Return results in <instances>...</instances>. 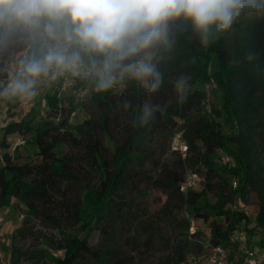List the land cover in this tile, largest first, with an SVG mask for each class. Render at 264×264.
I'll use <instances>...</instances> for the list:
<instances>
[{
  "label": "trees",
  "instance_id": "1",
  "mask_svg": "<svg viewBox=\"0 0 264 264\" xmlns=\"http://www.w3.org/2000/svg\"><path fill=\"white\" fill-rule=\"evenodd\" d=\"M241 19L232 33L218 34L208 46L201 44L190 21L174 22L171 36L176 44L170 53L162 52L168 58L159 64L163 84L156 92L149 93L133 80L119 91L94 90L89 98L92 111L82 124L62 129L63 124L45 123L36 130L33 144L38 161L16 164L10 154H0V206L11 207L14 202L25 208L28 218H44L52 228L64 223L81 224L86 231L98 232L100 240L95 244L85 238L70 239L62 248L63 257L52 258L51 264H134L133 256L119 246L123 220L132 222L134 243L142 239L151 245L162 220H140L121 193L144 173V160L152 161V147L158 145L155 137L162 127L171 138L174 132H180L187 152L182 157L174 151L177 157L173 162L157 160L153 166L159 176L142 178L166 197L158 212L160 218L157 214L154 219L187 209L207 225L205 238L199 237L200 232L194 234L190 256L202 252L204 243L234 249L237 245L230 244V237L235 230L245 234L240 240L245 248L264 252V170L249 157L252 136L264 110V17L244 14ZM20 50L14 45L6 58ZM249 53L255 54V60L247 59ZM207 87L210 113L202 106ZM56 97V92L48 96V104L55 107ZM124 101H130L132 108L121 121ZM146 103L164 110L156 113L150 125L139 126ZM223 117L231 125L236 123V135L229 137L222 132L218 120ZM21 126L8 128L19 131ZM119 130L124 134L121 139L116 136ZM64 145L83 150L81 164L97 176L94 186L84 185L77 191L76 200L68 196L67 188L80 182L81 172L72 155L60 153ZM219 149L234 158L235 168L220 163ZM187 170L204 177L199 190L183 195L180 183ZM233 178L239 181L236 191L230 189ZM246 192L253 193L257 200L253 216L242 212ZM207 194L216 197L214 206L199 203ZM233 204L237 205L236 212L230 209ZM17 233L26 237L24 228ZM181 262L185 264V258Z\"/></svg>",
  "mask_w": 264,
  "mask_h": 264
},
{
  "label": "clouds",
  "instance_id": "2",
  "mask_svg": "<svg viewBox=\"0 0 264 264\" xmlns=\"http://www.w3.org/2000/svg\"><path fill=\"white\" fill-rule=\"evenodd\" d=\"M244 14L264 17V0H0V73H9L0 99L27 103L42 85L68 74L92 81L97 92L129 80L156 92L163 84L159 64L168 58L162 52L176 44L174 22L190 21L208 46ZM14 45L21 50L9 66L6 54ZM163 110L146 103L139 126Z\"/></svg>",
  "mask_w": 264,
  "mask_h": 264
},
{
  "label": "rangeland",
  "instance_id": "3",
  "mask_svg": "<svg viewBox=\"0 0 264 264\" xmlns=\"http://www.w3.org/2000/svg\"><path fill=\"white\" fill-rule=\"evenodd\" d=\"M241 18L226 33H232L235 25L242 22ZM16 53L18 52H11L8 55L5 60L6 65L10 66L14 62L12 55ZM8 77L9 73H2L0 83H5ZM117 88L122 89L119 86ZM53 90L51 86L44 84L40 87L39 94L27 103L20 100L6 101L0 99V154H10L16 164L38 161L37 150L33 144L37 129L45 123H51L52 126L63 124L62 129L66 126L73 128L89 118L92 111L89 98L95 90L92 81L81 78L74 79L64 91L56 92L55 107L49 105L46 99L55 92ZM216 95L220 96L218 93ZM120 111L121 121L125 116L130 115V111L124 110L122 107H120ZM260 119L261 123L257 124L256 131L252 136L254 144L249 157L252 158L255 166L264 170V110L260 111ZM218 122L226 136L230 137L237 134L238 126L236 123L231 125L226 122L225 117L219 119ZM21 123L22 126L19 131L8 128ZM123 135L119 130L116 136L121 139ZM156 135L155 139H157L158 145L152 147V161L144 160V173L138 174L135 183L129 184L127 190L121 194L124 195L125 202L129 204L131 212L138 218L141 217L140 220L147 222L162 221H159L158 226H156L151 245H147L142 239L135 240L134 243L131 239L132 222L123 220L119 227L122 236L119 246L122 251L133 256L134 264H182V262L180 263L181 258H185V264H193L192 258L194 256H190L188 251L191 242L195 239L194 234L200 232L199 237L205 238L209 233V228L205 223L188 214L187 209L179 212L172 211L165 219L162 217L159 219L160 214L158 212L166 197L160 190L142 179L143 176L153 178L159 176V171L155 170L153 166L157 160L173 162L177 157L173 154L171 135L168 134L165 127L160 128ZM59 151L62 156L72 155L75 167L81 172L80 182L76 185H69L67 188L68 196L76 200L77 191L84 185L94 186L97 178L96 173L86 169L81 164L85 155L83 150H73L64 145L60 147ZM202 177H204L203 174ZM245 197V207L252 211L253 216L257 211L256 197L249 192H246ZM199 203L203 206H214L217 201L216 197L207 194ZM157 214H159V218L154 219ZM3 218L4 224L0 231V264H51L52 258L63 257L62 248L72 238H85L92 244L100 240L97 231H86L81 224L75 226L64 223L59 228H52L44 218H28L25 215V208L14 202L11 207H3ZM26 220L27 223H23ZM21 228H24L25 238L18 236L17 230Z\"/></svg>",
  "mask_w": 264,
  "mask_h": 264
},
{
  "label": "built area",
  "instance_id": "4",
  "mask_svg": "<svg viewBox=\"0 0 264 264\" xmlns=\"http://www.w3.org/2000/svg\"><path fill=\"white\" fill-rule=\"evenodd\" d=\"M78 77H73L70 74L58 78L51 84L55 92L64 91L71 82ZM122 89L124 87H121ZM119 91L120 88H115ZM206 97L202 102V106L205 108L207 113L211 112V95L209 87L206 88ZM171 148L185 156L187 152V146L182 140L180 132H174L171 138ZM217 154L220 156V163L226 165L229 168H235L236 162L230 155L224 154L220 149L217 150ZM203 177L200 174L194 173L191 170H187L184 174L182 183H180V192L183 195H187L189 192L199 190L202 187ZM239 186L237 178H233L231 181V191H236ZM231 211H237V205L233 204L230 206ZM242 212L246 216L252 214L247 207H243ZM4 224L3 218V207L0 206V231ZM245 234L239 230H235L230 237V244H236L237 247L234 249L226 248L223 246H210L208 243H204L202 252L192 258L194 264H264V252H256L250 248H245L240 240L244 238Z\"/></svg>",
  "mask_w": 264,
  "mask_h": 264
}]
</instances>
